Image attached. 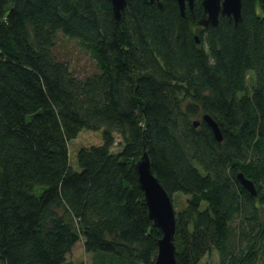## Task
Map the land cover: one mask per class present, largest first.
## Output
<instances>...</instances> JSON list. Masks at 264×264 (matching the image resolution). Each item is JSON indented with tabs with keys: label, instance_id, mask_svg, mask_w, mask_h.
<instances>
[{
	"label": "trees",
	"instance_id": "1",
	"mask_svg": "<svg viewBox=\"0 0 264 264\" xmlns=\"http://www.w3.org/2000/svg\"><path fill=\"white\" fill-rule=\"evenodd\" d=\"M160 2L126 0L117 20L110 0H0V264H82L67 260L80 239L91 264H153L161 232L138 182L143 151L168 195L186 196L177 264L212 250L218 264H264V7L242 0L236 26L220 16L194 29L202 0L184 15ZM58 34L95 71L56 58ZM82 129L102 142L78 148L73 168Z\"/></svg>",
	"mask_w": 264,
	"mask_h": 264
},
{
	"label": "water",
	"instance_id": "2",
	"mask_svg": "<svg viewBox=\"0 0 264 264\" xmlns=\"http://www.w3.org/2000/svg\"><path fill=\"white\" fill-rule=\"evenodd\" d=\"M114 16L120 19L121 13L126 5V0H110ZM150 3L161 7L160 0H148ZM181 15L185 14L187 7L192 9L194 0H176ZM264 7V0H261ZM203 12L197 23L206 28L215 27L220 16L232 19L236 26L242 18V0H202ZM196 43L199 42L195 35ZM203 121L211 128L216 140L222 139L221 131L217 123L208 114L202 116ZM194 126L198 122L193 123ZM138 182L143 190L144 200L148 209V216L152 220L153 226L160 230L161 237L158 240L156 258L153 264H177L175 259V245L173 242L175 233V210L172 198L159 182L153 173L149 156L143 151L140 158L135 163ZM238 180L244 188L252 195H256L255 186L252 180L244 176L242 172L237 174Z\"/></svg>",
	"mask_w": 264,
	"mask_h": 264
},
{
	"label": "rangeland",
	"instance_id": "3",
	"mask_svg": "<svg viewBox=\"0 0 264 264\" xmlns=\"http://www.w3.org/2000/svg\"><path fill=\"white\" fill-rule=\"evenodd\" d=\"M202 26L196 22L194 29H201ZM198 35V33L196 32ZM53 55L67 62L70 69L77 75L83 76L95 71L94 60L89 54L81 48L76 39L69 38L65 35L58 34L55 43L52 47ZM196 119V118H192ZM102 142V130L82 129L77 136L68 142L69 160L73 168H78L76 163V152L82 146H90L100 144ZM120 139L115 135V140L111 146L113 152L120 149ZM172 203L175 211L181 210L185 205L186 196L180 192L174 193ZM218 253L215 250L207 253L201 260V264H218ZM67 260L80 262L82 264H91L90 255L84 250L83 240H78L70 253L67 255Z\"/></svg>",
	"mask_w": 264,
	"mask_h": 264
}]
</instances>
